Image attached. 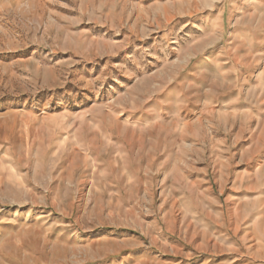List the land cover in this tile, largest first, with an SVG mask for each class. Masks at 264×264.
<instances>
[{
    "label": "rangeland",
    "instance_id": "obj_1",
    "mask_svg": "<svg viewBox=\"0 0 264 264\" xmlns=\"http://www.w3.org/2000/svg\"><path fill=\"white\" fill-rule=\"evenodd\" d=\"M0 264H264V0H0Z\"/></svg>",
    "mask_w": 264,
    "mask_h": 264
}]
</instances>
